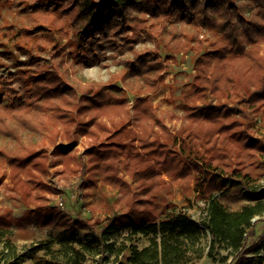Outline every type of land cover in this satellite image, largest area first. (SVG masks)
<instances>
[{
  "label": "trees",
  "instance_id": "1",
  "mask_svg": "<svg viewBox=\"0 0 264 264\" xmlns=\"http://www.w3.org/2000/svg\"><path fill=\"white\" fill-rule=\"evenodd\" d=\"M46 1L51 8L32 20L43 33L14 43L26 66L0 76V168L11 169L17 188L42 187L47 156L39 147L60 127L68 135H107L108 144L88 151L89 170L130 198L121 213L96 223L84 214L73 224L44 212L17 225L11 214L0 216V255L7 262L19 257L17 231L32 234L38 225L48 233L27 251L33 264H193L204 257L264 264V231L257 240L256 224L264 204L228 202L252 181L243 157H264V144L243 129L264 122V0ZM192 44L199 55L193 96L184 98L183 124L173 130L150 96L164 79L169 52ZM112 64L122 69L107 83L77 78L80 69ZM228 161L242 179L234 186L222 176ZM165 175L183 182L187 194L198 193L207 205L204 221L169 203L162 217L165 199L157 197L169 189ZM121 231V242H111ZM142 239L148 244L139 247Z\"/></svg>",
  "mask_w": 264,
  "mask_h": 264
},
{
  "label": "rangeland",
  "instance_id": "2",
  "mask_svg": "<svg viewBox=\"0 0 264 264\" xmlns=\"http://www.w3.org/2000/svg\"><path fill=\"white\" fill-rule=\"evenodd\" d=\"M49 8H51V5L46 0H30L29 2L25 0H0V76H6L9 73L17 74L20 69L26 66V57L16 52L14 43L19 42L20 38L26 35L42 34V31H34L33 16L44 13ZM144 47H152V45H138L139 49ZM262 48L261 53H264V46ZM188 50L169 52L170 60L164 62L166 66L164 79L156 93L150 96L154 106L162 112L160 114L161 118L173 130L183 124V112L180 106L184 98L193 96V81L196 75L194 63L199 55L193 44ZM121 69V66L114 64L109 68L95 66L80 69L77 78L80 81H93L104 84L109 82L114 75L119 74ZM133 97V95H130L126 107L131 118L134 116ZM211 99L210 96L209 100ZM213 104H217V101L213 100ZM229 106H232V104L230 103ZM104 120L109 122L110 118L106 117ZM255 121H257V124H248L243 129L248 131L252 138H257L260 143L264 144V122L259 118ZM109 142L107 135H101L99 138L76 133L68 135L60 127L59 132L57 131V134L51 140L42 143L39 147V149H44L47 156L44 172L41 174L42 187L27 185L17 188L12 178L11 169L7 165L0 168V216L5 217L7 214H11V218L17 225V221L27 217L31 212H44L65 219L67 224H73L78 214H84L91 218V222L96 223L105 221L114 212L121 213L126 209V201L130 196H124L120 189L106 184L102 178L97 179L94 171L89 170L91 164L87 155L88 151ZM65 151L70 152L68 157H62L61 152ZM243 161L246 166L244 173L251 176L252 181L248 186L244 184L237 200L231 198L228 202L237 207L243 204L254 205L259 202L264 204V157H254L246 154ZM228 163L229 165L225 168L226 175L222 174V176L229 179L230 186H234L242 179L231 174L235 161H228ZM216 164L220 163L216 162ZM125 177L130 180L128 175H125ZM163 178L168 182L169 189L163 190L161 195L157 197L158 199L161 197L165 199L159 209L162 217H165L166 208L164 204L169 203L178 209L187 211L194 221L198 223L204 221L207 216V205L198 197V193L187 194L183 190V182L172 183L166 175ZM90 179L98 180L96 187L91 186ZM190 185L194 186L193 180L190 181ZM102 196L107 197V205L103 204ZM60 202H63L64 206H61ZM261 217L256 222L259 230L257 240H262V232L264 231V214ZM258 218L260 216L256 217V219ZM33 228L35 233L32 234L17 231L19 257L7 262L0 255V264H12V262L33 264L34 255L28 254L27 251L32 248V245L36 246L48 233L44 227L34 225ZM126 234L127 231H121V233L113 236L111 242L120 243ZM251 241L254 240L251 239ZM147 244L148 240L142 239L138 246L143 247ZM41 254L43 252L38 251L35 257ZM107 257H110V255H107ZM193 264L214 263L204 257Z\"/></svg>",
  "mask_w": 264,
  "mask_h": 264
},
{
  "label": "built area",
  "instance_id": "3",
  "mask_svg": "<svg viewBox=\"0 0 264 264\" xmlns=\"http://www.w3.org/2000/svg\"><path fill=\"white\" fill-rule=\"evenodd\" d=\"M60 205H61V206H64V203H63V202H60Z\"/></svg>",
  "mask_w": 264,
  "mask_h": 264
}]
</instances>
